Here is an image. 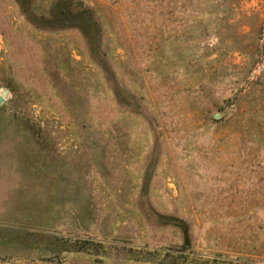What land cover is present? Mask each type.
I'll return each instance as SVG.
<instances>
[{"label":"rangeland","instance_id":"obj_1","mask_svg":"<svg viewBox=\"0 0 264 264\" xmlns=\"http://www.w3.org/2000/svg\"><path fill=\"white\" fill-rule=\"evenodd\" d=\"M3 90L0 264H264V0H0Z\"/></svg>","mask_w":264,"mask_h":264},{"label":"water","instance_id":"obj_2","mask_svg":"<svg viewBox=\"0 0 264 264\" xmlns=\"http://www.w3.org/2000/svg\"><path fill=\"white\" fill-rule=\"evenodd\" d=\"M6 95H7V90H3V91L0 93V102L2 101V99H3L4 97H6ZM216 117H217V115H216Z\"/></svg>","mask_w":264,"mask_h":264}]
</instances>
